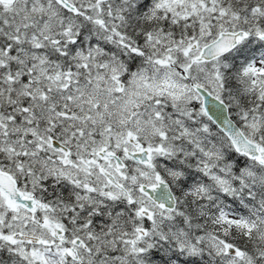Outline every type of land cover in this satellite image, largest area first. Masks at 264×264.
I'll list each match as a JSON object with an SVG mask.
<instances>
[{
  "label": "snow or ice",
  "instance_id": "1",
  "mask_svg": "<svg viewBox=\"0 0 264 264\" xmlns=\"http://www.w3.org/2000/svg\"><path fill=\"white\" fill-rule=\"evenodd\" d=\"M0 264H264V0H0Z\"/></svg>",
  "mask_w": 264,
  "mask_h": 264
}]
</instances>
